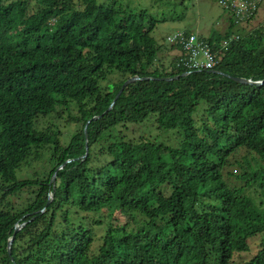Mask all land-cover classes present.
<instances>
[{
	"label": "trees",
	"instance_id": "16d2710c",
	"mask_svg": "<svg viewBox=\"0 0 264 264\" xmlns=\"http://www.w3.org/2000/svg\"><path fill=\"white\" fill-rule=\"evenodd\" d=\"M155 24L98 0H0V264H234L259 235L242 264H264L247 191L264 190V19L220 50V73L188 75L161 60ZM63 102L79 123L68 141L39 128ZM149 117L179 145L138 134ZM241 150L261 166L237 186L224 171Z\"/></svg>",
	"mask_w": 264,
	"mask_h": 264
},
{
	"label": "rangeland",
	"instance_id": "374dc122",
	"mask_svg": "<svg viewBox=\"0 0 264 264\" xmlns=\"http://www.w3.org/2000/svg\"><path fill=\"white\" fill-rule=\"evenodd\" d=\"M107 6H116L118 9L126 11L140 12L146 11L149 16L156 19V24L152 35L161 45L162 50L159 53L161 60L163 59L166 65H170L173 56L179 55L181 50L177 47H172L168 42L167 37L178 30L193 31L200 36L207 37L210 32L216 30L225 33L230 25V16L226 12L220 0H98ZM264 19V3L257 15V17L247 25L235 27L234 30L247 32L248 28L258 24ZM247 28V29H246ZM111 78H115L112 76ZM114 81V79H113ZM106 83V82H102ZM72 105H67L63 102L58 107L57 112L45 117L39 123V128H52L56 131H61L62 140L68 141L72 133L78 128L79 123L71 118L74 114ZM133 128V127H132ZM138 134H150L161 142L169 145L178 146L182 135L177 129L161 130L156 128L154 120H145L144 123L134 126ZM244 155V156H243ZM233 165L224 171L225 179L232 185L240 186L244 184V180L239 179L236 175H242L245 171H256L261 166L260 157L254 152H247L241 150L235 158L232 159ZM244 167H240L239 163ZM29 172L39 170L41 165L38 161H33ZM233 171L234 174H228ZM247 191L251 194L259 206L260 211H264V205H260L261 200H264V190L257 184L256 187H248ZM262 236H256L249 240L250 251L237 253L234 257V264H242L250 260L261 247Z\"/></svg>",
	"mask_w": 264,
	"mask_h": 264
},
{
	"label": "built area",
	"instance_id": "2783aa9c",
	"mask_svg": "<svg viewBox=\"0 0 264 264\" xmlns=\"http://www.w3.org/2000/svg\"><path fill=\"white\" fill-rule=\"evenodd\" d=\"M259 1L261 0H223V4L233 12L237 21H241L254 13ZM169 40L171 42L179 41L183 44L187 56L182 59L181 63L187 68L193 70L212 69L218 63V54L213 52L211 47L199 36H186L182 32H178L169 37ZM227 43L228 41H224V45Z\"/></svg>",
	"mask_w": 264,
	"mask_h": 264
},
{
	"label": "clouds",
	"instance_id": "9594fccd",
	"mask_svg": "<svg viewBox=\"0 0 264 264\" xmlns=\"http://www.w3.org/2000/svg\"><path fill=\"white\" fill-rule=\"evenodd\" d=\"M220 2L222 3V5L224 6V8H225V10H226V12L228 13V15L230 16V24H231V22H233L234 23V28L235 27H241V25H247V24H250L251 22L250 21H252V20H254L256 17H257V15H258V13H259V9L262 7V5H263V3H264V0H261V1H259V3L257 4V8H256V10L254 11V13L252 14V15H250L249 17H247L245 20H241V21H237L236 20V17H235V15L233 14V12L230 10V9H228L224 4H223V0H220ZM250 22V23H249ZM228 30V29H227ZM178 32H182L184 35H186V36H189V35H196L197 37L199 36L207 45H209L210 47H211V49L213 50V52H215V53H217L218 55H217V58L219 59L218 60V63L220 62V60H221V58H222V53H221V49L223 48V47H226V46H228V45H230V43L235 39V40H238L239 39V36H240V33H241V31H239V29L238 30H234L233 29V34L230 36V37H227V38H222V40H220V41H218L217 43H216V47L213 45V44H211L208 40H207V38L206 37H203V36H200V35H198L197 33H195V32H193V31H183V30H178V31H175L174 33H172V34H170L168 37H167V40H168V42L172 45V47H177V48H179L180 50H181V53L179 54V55H176V56H173V60L174 59H178V60H180V62H178V65H181V66H183L182 65V59L183 58H185L186 56H187V52H186V50L184 49V46H183V44L181 43V42H179V41H175V42H171L170 40H169V37H171V36H173L174 34H176V33H178ZM213 32V31H212ZM212 32H210V33H212ZM219 32V31H218ZM224 41H228V43L226 44V45H224ZM172 60V61H173ZM218 63L214 66V68H212V69H201V70H197V71H202V70H209V71H214V69L216 68V66L218 65ZM171 64V63H170ZM167 66H169V65H167ZM184 68H187V67H185V66H183ZM187 69H190V68H187ZM192 71H195V70H193V69H190V70H188V71H186L188 74L189 73H191ZM185 73V72H184Z\"/></svg>",
	"mask_w": 264,
	"mask_h": 264
},
{
	"label": "water",
	"instance_id": "95a60500",
	"mask_svg": "<svg viewBox=\"0 0 264 264\" xmlns=\"http://www.w3.org/2000/svg\"><path fill=\"white\" fill-rule=\"evenodd\" d=\"M212 72H219V71H212ZM219 73H220V72H219ZM183 75H188V73L185 72V73H183ZM177 78H178V76H175V77H167V78H165V79H166V80H173V79H177ZM140 79H141V77H139L138 75H134V76H132V77H129V78L123 83V85H122V87H121V89H120V91H119V93H118L116 99L119 97V95L124 91V89H125L129 84H131L132 82H135V81H137V80H140ZM234 79H236V80H238V81H241V82L251 83V84H257V85L263 84V81H252V80L245 79V78H242V77H234ZM116 99H115V100H116ZM114 103H115V101H113V103H112V104L109 106V108L104 112V114L107 113V112H109V110L112 108V106L114 105ZM99 117H100V116H94L92 119H97V118H99ZM89 122H90V121H88V123H89ZM86 128H87V125H86V127H85V131H86ZM86 150H87V152H88V146H87V145H86ZM87 152H86V154H87ZM54 180H55V174L53 175L50 184H52V183L54 182ZM51 199H52V195L50 194V199H49L48 203L51 201ZM20 228H21L20 225H18V226L16 227V230H15V232H14L12 238L9 240V243H8V250H9V253H11V245H12L14 239H15V236H16L17 231H18Z\"/></svg>",
	"mask_w": 264,
	"mask_h": 264
}]
</instances>
